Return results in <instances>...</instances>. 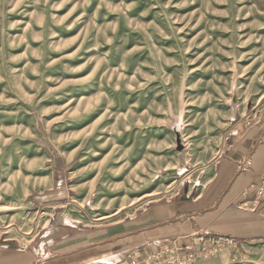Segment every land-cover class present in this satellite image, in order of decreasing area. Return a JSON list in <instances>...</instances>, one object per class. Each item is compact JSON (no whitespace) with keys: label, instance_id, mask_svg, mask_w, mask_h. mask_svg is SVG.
<instances>
[{"label":"rangeland","instance_id":"1","mask_svg":"<svg viewBox=\"0 0 264 264\" xmlns=\"http://www.w3.org/2000/svg\"><path fill=\"white\" fill-rule=\"evenodd\" d=\"M262 94L264 0H0V235L197 193Z\"/></svg>","mask_w":264,"mask_h":264},{"label":"crops","instance_id":"2","mask_svg":"<svg viewBox=\"0 0 264 264\" xmlns=\"http://www.w3.org/2000/svg\"><path fill=\"white\" fill-rule=\"evenodd\" d=\"M215 153L200 168L206 179L197 193L185 188L155 198L100 227L72 223L69 232L41 227L25 239L0 235V264H128L185 243L213 251L192 264L240 255L244 244L264 238V198L255 197L264 174V97L240 111Z\"/></svg>","mask_w":264,"mask_h":264},{"label":"built area","instance_id":"3","mask_svg":"<svg viewBox=\"0 0 264 264\" xmlns=\"http://www.w3.org/2000/svg\"><path fill=\"white\" fill-rule=\"evenodd\" d=\"M257 198H264V174L255 183ZM210 250L197 251L193 244H169L141 259L132 258L128 264H192L211 254Z\"/></svg>","mask_w":264,"mask_h":264},{"label":"bare ground","instance_id":"4","mask_svg":"<svg viewBox=\"0 0 264 264\" xmlns=\"http://www.w3.org/2000/svg\"><path fill=\"white\" fill-rule=\"evenodd\" d=\"M182 143H183V142H182ZM177 153H178V152H177ZM185 154H186V153H185ZM180 155H181V154H180ZM181 158H182V157H181ZM181 158H180V159H181ZM181 161H182V160H180V162H181ZM178 162H179V161H178ZM181 163H182V162H181ZM181 163H180V165H178V166H176V165H175V166H174V165H173V166H165V167L161 168V171L169 170V169H172V170H173V169H175V168H176V169H177V168H178V169H181V168H183V166H184V165H182Z\"/></svg>","mask_w":264,"mask_h":264}]
</instances>
